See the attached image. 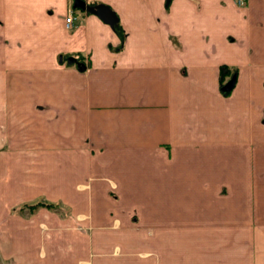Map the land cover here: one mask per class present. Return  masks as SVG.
Instances as JSON below:
<instances>
[{"label":"crops","instance_id":"crops-1","mask_svg":"<svg viewBox=\"0 0 264 264\" xmlns=\"http://www.w3.org/2000/svg\"><path fill=\"white\" fill-rule=\"evenodd\" d=\"M166 5L0 0V264H264V0Z\"/></svg>","mask_w":264,"mask_h":264},{"label":"trees","instance_id":"trees-1","mask_svg":"<svg viewBox=\"0 0 264 264\" xmlns=\"http://www.w3.org/2000/svg\"><path fill=\"white\" fill-rule=\"evenodd\" d=\"M171 4V0H167V9L170 7ZM115 31L119 34V36L121 37L122 41L124 40V34L123 31L121 30V28L117 25L115 26ZM238 72L237 71H232L230 68H228L227 66H223L220 69V83H221V89H222V94L225 97H228L231 94V91H224L223 87L225 86V81L230 78H236ZM60 206L56 205V204H52V203H45L42 201H39L35 204H31V205H26L22 208H20L19 212H24L26 209L31 212V213H35L36 211H38L39 209H48V210H57Z\"/></svg>","mask_w":264,"mask_h":264},{"label":"water","instance_id":"water-1","mask_svg":"<svg viewBox=\"0 0 264 264\" xmlns=\"http://www.w3.org/2000/svg\"><path fill=\"white\" fill-rule=\"evenodd\" d=\"M76 8H81L86 10L87 12L94 14L100 18H102L107 24L114 27L117 23L116 15L106 6H98L96 8L87 7L85 4L75 5ZM236 78H233L225 87L224 91H231L235 85Z\"/></svg>","mask_w":264,"mask_h":264},{"label":"built area","instance_id":"built-area-1","mask_svg":"<svg viewBox=\"0 0 264 264\" xmlns=\"http://www.w3.org/2000/svg\"><path fill=\"white\" fill-rule=\"evenodd\" d=\"M250 0H234L235 4L242 7V6H245L247 5V3L249 2ZM75 22V16H74V11L73 10H70L69 11V14H68V17L66 19V26L67 28H72L74 27L73 26V23Z\"/></svg>","mask_w":264,"mask_h":264}]
</instances>
